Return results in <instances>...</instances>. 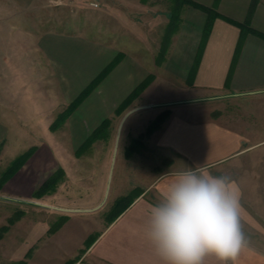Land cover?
Listing matches in <instances>:
<instances>
[{"label":"crops","instance_id":"0c3cea01","mask_svg":"<svg viewBox=\"0 0 264 264\" xmlns=\"http://www.w3.org/2000/svg\"><path fill=\"white\" fill-rule=\"evenodd\" d=\"M40 1L0 0V140L44 138L35 145L30 141L29 144L37 147L36 152L8 175L0 193L29 198L53 174L50 167L46 174L51 162L56 163V168L66 169L63 160L52 151L50 140L45 139L54 132L52 125L59 116L87 89L89 94L58 127L75 118L80 123L94 119L95 114L100 119L86 137L89 140L98 129L104 128L102 124H108L111 114L123 112L136 99H146L153 90H158L161 79L165 80L152 70V66L153 69L158 66L154 60L148 67L142 60L135 61L130 51H115L110 45L93 44L85 52L77 45L68 52L67 45L61 41L64 34L45 29L42 19L36 21V17L43 18V10L36 5ZM192 1L214 7L222 18L215 19L210 33L204 36L206 14L191 6L184 7L181 24L161 64L167 74L165 81L171 88L170 97L187 90L192 95L235 99L243 105L236 106L233 124L226 117L212 123L210 117L198 120L195 115L183 118L172 114L170 120L178 125L173 131L164 132L161 140H182L193 149L198 146L202 160L199 166L209 163L211 144H217V160L227 161L235 156L236 175L240 178L245 175L243 163L249 157L250 183L242 178L240 183L235 182L234 189L239 193L241 210L243 194H251L252 210L258 217L264 215L259 202V195L264 193V170L260 166V161H264V0H259L250 18L249 26L254 31L242 30L239 26L248 19L252 0ZM118 56L119 60L107 71ZM150 77L145 88L133 96ZM162 95L159 90L160 99ZM87 108L89 116L79 117ZM136 110L128 111L127 117ZM36 130L45 131L35 134ZM30 149L12 156L11 162ZM71 171L66 170V178L90 173L81 169ZM109 172L110 168L101 170L100 179H93L94 184L89 187V182L74 180L75 190L81 187L92 190L85 191L76 201L53 200L62 195L60 186L57 195L34 203L33 215L10 226L8 232L22 235L20 242L25 243L18 253L13 248L11 257L7 251L8 260L11 263L24 260L31 251L27 264H163L148 240V220L152 207L179 172L162 174L153 190L147 189L118 213L114 205L126 197L122 179L126 177V170H113L111 200L106 202L103 199ZM203 264H211V256Z\"/></svg>","mask_w":264,"mask_h":264},{"label":"rangeland","instance_id":"374dc122","mask_svg":"<svg viewBox=\"0 0 264 264\" xmlns=\"http://www.w3.org/2000/svg\"><path fill=\"white\" fill-rule=\"evenodd\" d=\"M126 1L128 0H41L36 5H39L43 10V18L36 17V21L42 19L45 22V29L64 34L61 41L67 45L68 52L73 51L77 45H80L78 48H82L83 51L93 44L110 45L115 51L119 50L125 53L130 51L136 57L135 61L142 60L148 67L152 66V60H154L158 66L154 69L152 66V70H155L160 78L162 76L166 80V70L161 64L168 53L173 36L168 18L172 1ZM79 51L80 49H78ZM165 80L161 79V86L157 91L153 90L146 99H136L123 112L111 114L108 117L110 119L108 124L89 140L86 137L98 123L96 120L100 119L95 114L93 115L94 119L90 118L80 123V120L75 118L51 132L49 139L45 140H50L52 151L63 160L66 169L56 168V163L51 162L46 174L49 173L50 167L53 174L57 173V180L54 186L41 198L33 196L29 198L19 194L17 196L8 192L0 193V264H13L11 260H8V256L11 255L13 248L18 249L17 253L21 251L23 243H25L20 242L22 235H18L15 231L8 232L10 219L14 224L23 217L33 215L31 206L34 203H39L43 197L57 195L60 186L62 195L53 197V200L76 201L78 197L80 199L85 191L90 193L92 190L82 189V187L75 190L72 187L75 185L73 181L77 179L89 182V187L90 184H94L93 179L95 181L100 179L98 174L101 170L110 168L107 185L104 189L103 200L106 202L111 200L109 189L113 170L119 169L126 170V177L122 178L125 180L124 191H126V196L129 195L133 200L147 189H152L155 181L162 174L183 172L189 169L202 170L216 177L226 176L230 179L233 187L235 182L240 183L242 178V181L250 183L251 161L249 157L244 160L245 175L240 178L236 175L235 156L227 161L217 160L219 154L217 144H211L210 160L207 159L209 163L199 166L202 160L201 154L197 150L198 146H195L194 150L193 146H188L181 142L182 140L170 142L161 140L164 132L173 131L177 127L178 124L171 121L172 119L170 120L176 113L183 118L195 115L200 118L198 120L210 117L212 123H218L220 117H226L227 122L233 124L236 106L243 105V102L231 98H208L192 95L187 90L176 91L173 98L170 97L171 88ZM179 84L184 86L181 81ZM159 90L161 93L163 92V99L158 97ZM166 92L169 93V96L164 95ZM62 105L60 107L63 109ZM135 109L138 110L127 117L126 113ZM87 114L89 116L88 108L78 116L82 118ZM160 116H163V119L158 123V127L156 126L149 133L148 127ZM183 127L186 125L184 124ZM44 131L36 130L35 134ZM42 140H44L43 137H36V140H0V171L3 174L0 177V187H3L4 182L9 178L8 170L14 172L17 167L21 166L27 157L36 152L37 147L34 145ZM117 140L119 143L116 146ZM30 141L34 145L29 144ZM115 146L117 153H114ZM30 147L28 153L19 155L15 162H11L12 156L21 154ZM128 149L129 153L126 155ZM237 157V160L239 159L241 162V157ZM60 158L56 157V160H60ZM260 164L264 170V161H260ZM7 166H10L8 170L5 169ZM80 169L90 173H81V176L77 178H66V170L71 173V170ZM259 197V202L262 203L260 211L264 214V193ZM242 205L240 222L246 246L241 250L235 264H264V215L259 214L256 217L252 210L250 193L243 194ZM110 212L113 213V210ZM34 215L36 214L34 213ZM8 225V230L4 232L2 228ZM7 233H9L8 236H6ZM16 238L18 240L15 241ZM23 239L25 241V236ZM1 241L3 242L1 243ZM7 251L10 253L8 256H6ZM28 254L31 255V251L26 254L25 261ZM16 255L14 254V256ZM211 264H220V262L211 256ZM228 264H232V262L229 261Z\"/></svg>","mask_w":264,"mask_h":264},{"label":"clouds","instance_id":"9594fccd","mask_svg":"<svg viewBox=\"0 0 264 264\" xmlns=\"http://www.w3.org/2000/svg\"><path fill=\"white\" fill-rule=\"evenodd\" d=\"M239 193L226 176L179 172L151 209L147 237L163 264H235L246 239Z\"/></svg>","mask_w":264,"mask_h":264},{"label":"trees","instance_id":"16d2710c","mask_svg":"<svg viewBox=\"0 0 264 264\" xmlns=\"http://www.w3.org/2000/svg\"><path fill=\"white\" fill-rule=\"evenodd\" d=\"M143 2L147 1V0H142ZM172 1V7L170 9V12L168 14V18H169V28L170 30H172V35H174L177 30L179 25L181 24V16H182V12L184 7L186 6H191L194 7L196 9H199L201 11H203L206 16V24L204 27V36H207L213 26V23L215 21V19L217 18H222L221 15L216 11V9L214 7H205L202 5H199L195 2H193L192 0H171ZM219 1V0H216ZM259 0H252V3L250 5V9L248 12V19L246 20V22L242 25L239 24V26L241 27L242 30H246V31H254L252 28H250L249 24H250V18L251 15L256 7V5L258 4ZM119 60V56L116 58V60L108 67L107 71L109 69H111V67H113L116 62ZM151 80V77L148 78V80L142 85L140 86L138 89L135 90V92L133 93V96L137 95L139 92H141L143 90V88H145V86L149 83V81ZM90 89H87L79 98L78 100H76V102L72 103L60 116L59 118L56 120V122L54 123V125H52V130H55L63 121L66 117H68L70 115V113L77 107V105L89 94ZM163 119V116L158 117L151 125L150 127H148V132H152L153 129H155V127L158 125V123ZM105 125H107V122H105L104 124H102L103 127H105ZM158 127V126H157ZM101 129V128H100ZM98 129L95 134L100 130ZM152 130V131H151ZM95 134L93 135V137L95 136ZM91 137V138H93ZM90 138V139H91ZM129 153V149L126 151V155H128ZM12 171L8 170V175L11 173ZM57 180V173L52 174L33 194L34 198H41L46 192L49 191V189L51 187L54 186V184L56 183ZM133 201V199L128 195L124 198H120L118 201H116L115 205H114V210L118 213L121 212L124 208H127L128 205H130V203ZM8 224L11 226L13 224V221L10 219L8 221ZM8 226H4L2 229L5 232L6 230H8L9 228ZM29 255V254H28ZM13 264H27V262L25 260H21L18 261L16 263Z\"/></svg>","mask_w":264,"mask_h":264},{"label":"water","instance_id":"95a60500","mask_svg":"<svg viewBox=\"0 0 264 264\" xmlns=\"http://www.w3.org/2000/svg\"><path fill=\"white\" fill-rule=\"evenodd\" d=\"M131 113V112H130ZM128 116V115H127ZM118 145V140H117V142H116V146ZM117 150V149H116ZM116 150H115V153H116Z\"/></svg>","mask_w":264,"mask_h":264},{"label":"built area","instance_id":"2783aa9c","mask_svg":"<svg viewBox=\"0 0 264 264\" xmlns=\"http://www.w3.org/2000/svg\"><path fill=\"white\" fill-rule=\"evenodd\" d=\"M96 5V4H95ZM97 6V5H96Z\"/></svg>","mask_w":264,"mask_h":264}]
</instances>
